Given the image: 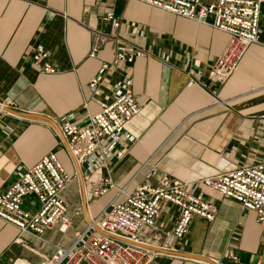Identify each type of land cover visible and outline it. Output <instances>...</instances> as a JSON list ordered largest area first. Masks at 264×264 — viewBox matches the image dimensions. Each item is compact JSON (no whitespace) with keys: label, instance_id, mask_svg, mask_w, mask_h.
Returning <instances> with one entry per match:
<instances>
[{"label":"crops","instance_id":"crops-1","mask_svg":"<svg viewBox=\"0 0 264 264\" xmlns=\"http://www.w3.org/2000/svg\"><path fill=\"white\" fill-rule=\"evenodd\" d=\"M107 12L120 20L119 27L104 20ZM98 35L104 39L90 57ZM227 40L226 32L137 0H0V102L8 98L15 104L11 110L28 114L0 110V191L12 182L17 165L30 167L50 151L72 176L60 192L68 229H46L37 238L20 234L0 219V264H39L53 252V245H70L75 232L100 218L116 186L131 193L151 167L156 168L153 183L166 175L212 201L217 211L211 221L194 217L185 244L174 245L172 251L195 257L160 252L150 264H264V228L255 213L200 184L205 177L252 165L264 156V3L258 41L247 48L227 81L218 84L207 70ZM122 42L148 54L111 68L91 90L90 80ZM38 45L47 50L55 73H42L32 64ZM162 55L169 60L163 61ZM122 77L130 79L140 106L124 126L134 139L122 137L84 180L58 120L72 113L73 122L86 123L112 83ZM8 122L16 130L7 137L1 129ZM106 177L114 188L93 197L92 187ZM176 219L175 209L168 206L154 229L141 231V239L162 246ZM16 238L23 243L14 242Z\"/></svg>","mask_w":264,"mask_h":264},{"label":"built area","instance_id":"built-area-1","mask_svg":"<svg viewBox=\"0 0 264 264\" xmlns=\"http://www.w3.org/2000/svg\"><path fill=\"white\" fill-rule=\"evenodd\" d=\"M137 1L208 24L228 34L225 46L207 70V76L218 84L227 81L247 48L258 41L264 0ZM104 20L110 22L113 28L120 25V20L112 12H107ZM136 35L142 36L143 31L136 30ZM103 39V36L98 35L90 57L95 56L98 42ZM147 54L145 49L131 42L120 43L112 60L102 63L90 80V89L96 90L111 68L130 64L136 57ZM161 59L168 61L169 56L162 55ZM31 61L42 73L57 71L49 61L47 50L41 45L35 47ZM193 64H196L195 60ZM193 80L191 78L189 82ZM8 108H15V104L5 98L0 102V110L14 115L6 110ZM139 111L131 81L122 77L112 83L99 110L90 115L86 123L73 122L72 113L58 120L68 153L84 180H89L99 169L122 137L133 141V136L125 131L124 126ZM15 130V124L8 122L2 126L1 133L8 137ZM155 172L156 168H149L145 181L131 193H126L125 186H116L115 194L100 218L91 219L85 230L75 232L70 245H53V252L43 257L39 264H150L160 252L139 245L147 244L141 239L140 233L154 229L168 206L175 209L177 219L166 233L163 245L159 246L162 249L174 250L178 241H184L185 244V236L194 217L213 220L217 206L212 201L192 193L183 184L172 182L166 175L153 183L151 178ZM71 179L72 176L52 151L42 155L30 167L17 165L12 182L0 191V219L15 226L20 234L37 238L53 227L61 232L66 231L70 219L66 215L67 207L60 192ZM200 184L236 201L243 209L254 212L264 228V156L252 165L205 177ZM109 188H114L110 178H102L92 187V196L102 195ZM95 227L100 232L95 231ZM14 242L23 243L19 238ZM229 257L237 261L234 254L229 253Z\"/></svg>","mask_w":264,"mask_h":264},{"label":"water","instance_id":"water-1","mask_svg":"<svg viewBox=\"0 0 264 264\" xmlns=\"http://www.w3.org/2000/svg\"><path fill=\"white\" fill-rule=\"evenodd\" d=\"M6 110L9 111V112H12L13 114H17L19 116H26V115H28L27 113L18 112V111L11 110V109H6ZM77 171H78L77 172L78 175L81 177V173H80V170L78 168H77ZM139 245H141L143 247H146L148 249H151V250H154V251H157V252L166 253V254L183 255V256H186V257H195L196 256V255H192V254H186V253L176 252V251H172V250L162 249L160 247L152 246V245L145 244V243H142V244L139 243Z\"/></svg>","mask_w":264,"mask_h":264},{"label":"rangeland","instance_id":"rangeland-1","mask_svg":"<svg viewBox=\"0 0 264 264\" xmlns=\"http://www.w3.org/2000/svg\"><path fill=\"white\" fill-rule=\"evenodd\" d=\"M58 159H59V157H58ZM59 161H60V159H59ZM61 162V161H60ZM64 167V166H63ZM65 168V167H64Z\"/></svg>","mask_w":264,"mask_h":264}]
</instances>
